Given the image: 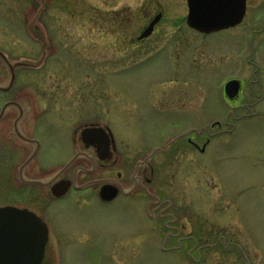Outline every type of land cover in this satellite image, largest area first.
I'll return each instance as SVG.
<instances>
[{"label":"rangeland","instance_id":"rangeland-1","mask_svg":"<svg viewBox=\"0 0 264 264\" xmlns=\"http://www.w3.org/2000/svg\"><path fill=\"white\" fill-rule=\"evenodd\" d=\"M160 12L163 16L155 33L140 41L142 29ZM187 14V0H0V49L11 61L27 58L35 63L16 70L14 90L2 100L16 99L23 105L26 129L33 125L28 105L36 104L37 113L43 115L36 131L42 124V152L47 154L65 146L75 124L94 114L91 119L109 123L120 147L133 153L178 127L206 125L211 133L201 135L210 137L205 151L179 155L169 162L164 182L184 187L185 197L196 200L199 216L213 223L215 247L243 248L264 264V100L254 112L242 106L256 101V93L264 88V0H247L242 22L210 34L191 29ZM128 16L131 21L125 19ZM49 38L54 43L47 59ZM235 75L244 79L243 95L238 105H231L223 89ZM10 78L5 64L1 84L8 85ZM156 88L163 90L162 100L172 99L179 106V94L194 91L195 108L159 112L151 103ZM153 96L154 104H162ZM94 103L98 107L88 114ZM15 108L8 107L5 119H13ZM230 109L234 110L231 115ZM216 120L223 125L214 127ZM1 126L0 205L27 207L42 216L50 207L47 219L64 244L61 254L62 240L51 237L46 264L193 262V257L179 250L127 254L124 241L108 251L111 237L124 229L130 213L98 200L86 209L93 200L87 193L70 197L79 206L72 200L51 205L50 197L32 196L30 189L38 192L43 187L16 180L17 168L28 158L21 154L31 145L8 133V121ZM70 156L37 155L29 167L51 173ZM139 156L124 155L132 163ZM219 222L225 224L222 232ZM193 245L201 246L198 241ZM210 257V264H217L218 258L228 263L235 258L233 253L220 257L215 252Z\"/></svg>","mask_w":264,"mask_h":264},{"label":"flooded vegetation","instance_id":"flooded-vegetation-1","mask_svg":"<svg viewBox=\"0 0 264 264\" xmlns=\"http://www.w3.org/2000/svg\"><path fill=\"white\" fill-rule=\"evenodd\" d=\"M129 18L130 16L125 19ZM149 23L142 29L139 38L149 26ZM156 26L157 23L154 25L152 32L148 36L140 38V41L152 36L156 31ZM128 28L129 26H125V29L129 32L128 36H131ZM48 40L50 49L54 42L52 38ZM251 44H253V40ZM49 49H46L47 59L52 54L51 49ZM5 64V59L0 54L1 77ZM174 75H177V73H174ZM232 78L240 79L241 85H244V81H242L244 79L240 76L235 75L229 79ZM1 83L0 85L5 86ZM250 85L253 88V82ZM12 90H14V85L9 89L0 88V128H2V124L4 125L8 121V123H11V126L8 127V133L17 141L20 139V141L31 145V147L29 146V151L22 152L21 155H28V157L29 155H71L51 173L45 174L41 172L42 168H30V162L21 168L22 163L16 170V180L25 185L35 184L43 187L42 191L37 192L30 189L29 192L32 196L38 195L39 198L50 197L51 205L63 200H72L76 203L75 205H78L74 199H71L72 195L87 193L93 196V200L86 204V209L91 206L93 201L97 200L107 206L110 205L118 209L124 208L125 213L129 212L130 214H128L126 222H123L124 229L122 231L117 230L114 236L111 237L107 248L108 251H112L116 246H119L120 241L122 243L124 241L126 248L123 250L127 254H130L131 251H135L137 254H145L158 249L174 252L179 250L186 251L188 255L193 257L191 264H210L211 252L219 253L220 257H224L227 254L232 255L233 253L235 258L230 263L223 258H218L215 262L217 264H260L256 262L257 254L243 248L225 247L222 244L220 248L215 247V243H212V237L216 234L215 229L212 227L213 223L209 218L202 217V215H200L201 217L199 216L196 200L185 197L183 193L185 191L184 187L181 188L174 183L164 182V170L169 162L175 161L174 159L179 155H197L198 152L205 151L210 137L201 135H209L211 133L210 129H208L209 127L204 124H192L184 128L180 127L181 129L178 127L177 131L174 130V132L162 135V138L155 143L136 147L135 153H133L126 148L120 147V139L109 123L91 119L94 114L91 118L89 117L75 124L65 146L58 151L47 154L42 152L45 144L43 135H41L42 124L36 131L37 123L43 116L42 113H37L36 104H33L34 107L29 104V119L33 121V125L31 124L30 129L29 123L26 129L23 125L26 115L23 105L16 99L2 100L3 96L9 94ZM154 91L153 95H157V99L161 101L162 95H164L163 90L156 88ZM253 91H255V88H253ZM193 92L185 90L179 94L182 102L180 106L174 104V101L169 98V100L163 99L162 104L159 102L158 104L160 105H156V103H153V95L151 103L156 110L162 113L172 112L173 110L189 111L195 108ZM223 92L227 104L238 105V100L242 97V87L239 94L233 97L227 96L225 89H223ZM256 95L258 96L256 101L253 103L244 102L242 105L249 112H254L258 102L264 100V88ZM9 102L10 104L4 108L5 104ZM11 105L16 107L15 113L12 117L13 119L7 120L5 118L8 107ZM91 106L92 109L88 110V114L95 110L93 108L98 107L95 103L91 104ZM46 111H48V114L51 113L49 108ZM228 112L231 115L234 110L230 109ZM222 125V120H216L213 123L214 127H221ZM16 127L21 132L22 137ZM87 128L93 129L85 132ZM48 130L47 126L43 133L46 134ZM9 143L13 146L16 144L13 139H10ZM22 147L27 149L26 145ZM181 149H184V151H181ZM124 155L142 156L136 157L132 163L131 159L125 158ZM48 209L45 210L44 216L40 214L49 226V239L42 264H46V254L51 237L58 236L61 240L63 239L58 234V231L49 224L47 219ZM219 227V231L222 232L225 229V224L223 225L219 222ZM196 241L201 245L200 247L193 245ZM155 243H157V246L160 244V247H152ZM63 244V240L58 244L60 253ZM117 248L116 251L119 250ZM195 253L197 257H194Z\"/></svg>","mask_w":264,"mask_h":264},{"label":"water","instance_id":"water-1","mask_svg":"<svg viewBox=\"0 0 264 264\" xmlns=\"http://www.w3.org/2000/svg\"><path fill=\"white\" fill-rule=\"evenodd\" d=\"M188 5L187 23L200 31L212 32L242 22L247 0H188ZM160 17L161 15L155 17L141 35L142 38L152 32ZM35 25L32 24L38 30L39 25ZM0 54L11 71L10 83L4 87L6 89L13 86L17 68L35 64L27 58L11 61L2 50ZM240 88L241 81L232 79L226 84V93L233 97L239 93ZM9 104L10 102L4 108ZM16 129L22 137L19 129L17 127ZM35 156H29L21 168ZM48 237L47 223L34 211L13 205L0 206V264H41Z\"/></svg>","mask_w":264,"mask_h":264}]
</instances>
